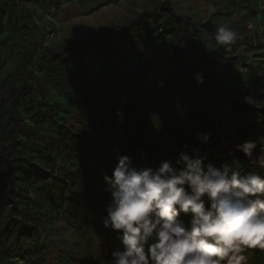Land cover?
<instances>
[{"label":"rangeland","instance_id":"1","mask_svg":"<svg viewBox=\"0 0 264 264\" xmlns=\"http://www.w3.org/2000/svg\"><path fill=\"white\" fill-rule=\"evenodd\" d=\"M0 8V150L8 144L7 132L12 133L21 143L12 156L28 160L42 171V180L24 190L26 217L53 239L52 244L34 239L13 244V252L1 258L0 264H106L119 244L116 233L110 230L106 242L100 231L72 222L66 211V191H44L43 186L56 176L72 174L79 166L77 153L61 142L54 123L85 139L110 171L116 151L124 154L117 143L120 130L136 147L132 158L137 166L174 159L185 143L189 149L202 147L210 160L219 164L230 159L227 148L237 145L242 133L247 136L243 115L236 106L264 105V15L257 18L248 0H0ZM166 10L208 24L195 30L199 52L214 64L223 63L219 70L230 82L209 110L192 104L184 108L179 119L167 95L179 72L169 68L154 73L152 69L145 75L141 72L144 63L135 56V45L118 49L113 58L95 60L87 52L81 56L86 67L81 74L71 62L72 73H68L51 60V53L61 46H73L109 28L126 26L143 12L155 15L149 21L157 36L153 45L168 50L173 39L160 31L169 17ZM225 23L238 33L230 50L213 39L215 29ZM140 35L143 42L144 34ZM35 45L37 49L22 70L23 52ZM67 59L65 55L64 62ZM105 67L114 70L113 74L101 77ZM206 68L199 73L205 74ZM25 82L33 89L26 97H16L15 88L21 92ZM197 130L212 133L206 145L196 139ZM236 155L242 159L241 153ZM250 170L264 175V169L254 165ZM84 180L79 176L71 191L80 194L89 184ZM6 220L4 212L0 229ZM96 235L102 241L99 260L93 247ZM252 260L264 264V250L255 249Z\"/></svg>","mask_w":264,"mask_h":264},{"label":"clouds","instance_id":"2","mask_svg":"<svg viewBox=\"0 0 264 264\" xmlns=\"http://www.w3.org/2000/svg\"><path fill=\"white\" fill-rule=\"evenodd\" d=\"M213 39L230 50L238 33L225 23ZM193 78L203 82L202 73ZM211 136L195 133L202 145ZM256 149V141L233 145L217 164L185 143L155 166H137L117 150L111 174L101 170L108 198L100 223L119 241L106 264H248V250H264V175L245 170L236 153L264 169V138ZM101 242L96 235L98 260Z\"/></svg>","mask_w":264,"mask_h":264},{"label":"trees","instance_id":"3","mask_svg":"<svg viewBox=\"0 0 264 264\" xmlns=\"http://www.w3.org/2000/svg\"><path fill=\"white\" fill-rule=\"evenodd\" d=\"M31 2L32 0H20ZM169 17L164 21L160 29L167 37L173 39V44L168 50L156 48L153 43L157 39L155 31L149 28V21L155 17L152 12H143L134 20L123 27H112L102 34L89 36L83 42L73 46L63 45L56 52L51 53V60L61 65L64 71L72 73L69 62L72 63L78 74L86 70L81 56L91 52L95 60L100 58H113L118 49L135 45L134 53L140 63H144L141 72L149 74L152 69L154 73L175 68L179 72L178 77L172 82L167 95L174 103L176 115L180 119L186 106L205 107L216 99L223 97L224 91L229 89V80L222 77L223 72L219 70L223 63L214 64L208 57L199 52V42L196 38V29L207 27V23L198 24L184 15H177L172 10L164 11ZM2 13L0 8V14ZM156 19V18H155ZM161 19V18H160ZM157 22V21H156ZM144 34L141 42L140 33ZM158 32V30H157ZM37 46L26 49L22 55L21 68L25 66L26 60L34 54ZM67 55V62L64 57ZM207 66L203 74V82L197 83L194 74ZM112 69L103 68L101 77L113 74ZM183 81V82H182ZM232 86V85H231ZM16 97H26L33 89L29 82L24 83L21 92L15 88ZM41 90V89H40ZM236 109L240 111L246 125L247 136L242 133L236 144H242L248 139L260 141L264 138V105L254 108L246 104H238ZM22 124L18 122V124ZM54 127L61 142L69 147L71 152L77 153L79 166L76 172L66 176H56L51 184L43 186L44 191L54 193L67 192L65 198L66 211L69 219L80 228H93L101 232L102 240L108 241V230L103 229L100 220L104 213V204L108 194L104 191L105 183L101 170L111 174L104 160L91 151L88 142L80 135L74 134L69 129L56 123ZM8 144L0 150V215L6 213V222L0 229V260L13 252L12 245H21L23 240L34 239L39 242L52 244L53 239L43 228L31 224L27 220L28 203L25 201V189L36 186L43 178L42 171L28 160L18 159L12 156V151L21 145L16 141L14 134L7 132ZM118 146L125 155L131 157L136 154V147L124 130L119 131L117 138ZM81 176L89 184L80 194L71 191L76 185L77 178ZM71 181V184L69 182ZM12 241L7 246L8 241ZM17 248V247H16ZM248 264H256L252 257L255 249L246 253Z\"/></svg>","mask_w":264,"mask_h":264},{"label":"built area","instance_id":"4","mask_svg":"<svg viewBox=\"0 0 264 264\" xmlns=\"http://www.w3.org/2000/svg\"><path fill=\"white\" fill-rule=\"evenodd\" d=\"M248 1L253 4L254 9H255V14H256L257 18L263 17V15H264V0H248ZM247 28L248 29H251L252 28V25H247ZM245 47H247V46H245ZM256 142H257V149L255 150L254 155H258L259 154V144H260V141H256ZM241 158H242L241 159L242 167L245 170H250L253 165H249L248 164V162L243 157V154H242V157Z\"/></svg>","mask_w":264,"mask_h":264}]
</instances>
